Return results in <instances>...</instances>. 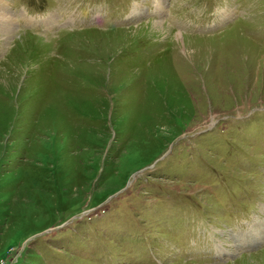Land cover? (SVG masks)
I'll return each instance as SVG.
<instances>
[{"label":"rangeland","instance_id":"374dc122","mask_svg":"<svg viewBox=\"0 0 264 264\" xmlns=\"http://www.w3.org/2000/svg\"><path fill=\"white\" fill-rule=\"evenodd\" d=\"M148 1L0 3V264H264V0Z\"/></svg>","mask_w":264,"mask_h":264},{"label":"bare ground","instance_id":"6f19581e","mask_svg":"<svg viewBox=\"0 0 264 264\" xmlns=\"http://www.w3.org/2000/svg\"><path fill=\"white\" fill-rule=\"evenodd\" d=\"M2 2V0H0V3ZM136 4V5H135ZM134 5L135 6H137V5H140L141 7H138L135 11H138V12H141V9H142V5L141 4H138V3H134ZM133 5V10H134V8H135V6ZM164 6H165V0H156L155 1V5H154V7H155V9H156V12L157 13H162V14H160V15H163V13L165 12V10H164ZM147 8V7H146ZM6 9H7V7L6 6H4V4H0V29H6L7 30V28L8 27H10V26H8V25H10L11 24V22L13 21V18H12V16L11 17H7L8 15H7V13H6ZM132 10V11H133ZM81 12H84V11H81ZM81 12L79 13V14H81ZM87 11H85L84 13H86ZM83 13V14H84ZM166 13V12H165ZM164 13V14H165ZM224 14V13H223ZM47 20H48V23H47V25L48 26H50V27H53L52 26V24L55 22V21H57L58 22V17L57 16H50V17H48L47 18ZM73 20V17H70L68 20H67V22H69V23H72V22H70V21H72ZM46 21V20H45ZM45 24H46V22H44ZM11 28V27H10ZM2 31V30H1ZM4 31V30H3ZM255 239V238H254ZM253 240V239H252ZM252 240H249V239H247V240H244L243 242H242V244L240 245V247L241 248H245V246H248V247H251V243L253 242ZM242 241V240H241ZM253 256L251 255L250 256V258H252Z\"/></svg>","mask_w":264,"mask_h":264}]
</instances>
